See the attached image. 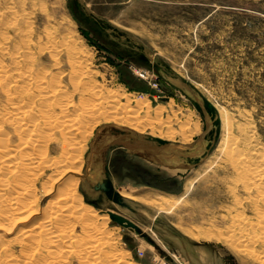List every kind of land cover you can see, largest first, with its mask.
Returning a JSON list of instances; mask_svg holds the SVG:
<instances>
[{
    "label": "rangeland",
    "instance_id": "rangeland-1",
    "mask_svg": "<svg viewBox=\"0 0 264 264\" xmlns=\"http://www.w3.org/2000/svg\"><path fill=\"white\" fill-rule=\"evenodd\" d=\"M0 4V41L6 32L7 36L11 35V47L20 41L18 31L8 30L7 27L14 21L10 12L19 11L18 29L30 28L33 31L36 43L39 41L38 46H35L38 47L37 50L50 45L47 40L51 33L52 37L55 35L57 38L53 37V41L58 45H65L60 55L46 52L47 50L43 52L44 55L39 56L42 59H39L40 63L51 67L52 57L55 55L62 61L60 71H68L66 47L70 45L78 51H84L83 53L88 52L93 60L90 61L94 67L92 69L98 73L97 80L103 82L109 90L115 91L117 88L115 92L119 91L131 97L133 105H136L135 99L140 98L150 102V110L153 111L163 104L168 107L167 112H164L165 116L176 111L180 118V121L175 122L177 129L185 125L189 117L192 118V123L198 122L193 125L201 126L202 131L186 144L180 137L171 141L144 135L149 142L153 140L162 143V150L158 153L160 163L146 157L126 154L125 167L115 172L107 164L110 157L104 155L110 146L122 144L133 151L138 148L143 151L152 148L139 146V142L134 139L142 135L139 136L128 127H121L113 122L96 125L84 153L85 172L77 176L81 179L79 190L85 203L93 206L100 214L107 210H117L116 212L137 224L141 232L147 233L159 245L156 247L126 225L120 227L111 221L110 228H118L117 233L121 234L118 246L130 251V261L138 264H182L172 256L174 253L178 257L181 255L180 258L188 261L187 264H193L186 256L189 252L197 256L200 264H215V261L216 264H259L250 257L246 263H242L222 243L195 241L186 236L180 227L192 229L194 225L202 228L214 225L217 229L225 230L227 225L225 226L221 216L230 213V207L234 208V199H230L233 196L228 189L234 186L232 183L236 176L221 161L225 160V152L218 147L224 136L219 114L221 108L233 113L237 118L236 125L243 122L249 126L251 129L248 137H240L243 140L249 138V141L245 139L246 143L251 142L264 151V0H0ZM7 11L10 13L9 17ZM20 12L24 15L21 16ZM25 16L27 20L23 21ZM37 50L34 49L35 52ZM64 79L68 82L67 77ZM179 79L195 89L200 101H196L184 90ZM168 102L174 103L172 109L171 106L169 109ZM141 113L143 114L140 116L143 115L146 119L147 114ZM242 113L247 118H240L239 114ZM147 118L155 119L154 114H149ZM234 134L239 136L238 131ZM253 137L257 140L253 141ZM104 139H108L110 144L101 150L105 145L102 144ZM115 139L130 142L111 143ZM185 151L188 152L187 156L183 155ZM170 155L180 157L182 166ZM56 175L53 171L48 172L43 186L50 187ZM108 175L121 193L135 196L164 195L172 197L178 207L158 214L155 229L151 222L145 221L132 210L120 205L112 206V200L102 195L101 190L95 188L99 193L92 192V185L97 187ZM53 185L55 188L59 186ZM61 188L63 186L59 187ZM38 195L41 197V206H45L54 200L57 191L51 195L40 191ZM240 195L245 196L243 193ZM124 202L137 212L141 209L155 215L151 208L148 210L147 207L130 200ZM246 215L254 217L252 211ZM145 217L150 221L152 219ZM178 237L186 241V248ZM19 250L20 248L16 249Z\"/></svg>",
    "mask_w": 264,
    "mask_h": 264
},
{
    "label": "bare ground",
    "instance_id": "bare-ground-1",
    "mask_svg": "<svg viewBox=\"0 0 264 264\" xmlns=\"http://www.w3.org/2000/svg\"><path fill=\"white\" fill-rule=\"evenodd\" d=\"M10 13L14 21L7 26L8 30L18 31L20 41L11 47V35L7 36V32L4 36L1 35L3 38L1 37L0 41V264H138L130 261V251L119 248L118 240L121 235L117 233L119 229L109 226L113 221L110 214H121L116 212L117 210H107L100 214L93 206L85 203L80 193L81 179L77 176L85 172L83 158L88 142L96 125L100 123L113 122L121 127H128L139 136L142 135L134 139L139 142V146H149L148 148L152 149L156 144L147 141L144 135L171 141L180 137L186 144L195 134L202 131L201 126L193 125L194 122L192 123V118L189 117L186 124L177 129L175 122L180 121L179 115L172 111L173 113L165 116L167 106L162 104L153 111L150 110V102L142 101L141 98L135 99L136 105H133L131 97L119 93L118 90L115 92L117 88L115 91L109 90L103 82L97 80L98 73L92 69V62L90 63L92 58L90 59L88 52L83 53L84 51H78L70 45V48L66 47L68 71H60L62 61L55 55L52 57L51 67L45 66L39 62L41 59L39 56L46 50L60 55L65 45H58L53 41L55 35L52 37L51 33L48 40L46 39L50 45L37 50L38 47L35 46H38L39 41L36 43L33 31L30 28L18 29L20 15L13 11ZM10 13L8 12V17ZM26 16L22 18L23 21L27 20ZM74 25L72 26L75 27ZM64 77L68 78V82ZM173 104V102L169 104V109L170 106L172 109ZM141 112L147 114L146 119L143 115L140 116L143 114ZM149 114H154L155 119H148ZM219 114L224 136L218 147L225 152V160L221 161H224L236 176L234 180L232 179L233 183L231 180L234 186L228 189L233 196H229L230 199H234V208L230 207L231 212L221 216L225 226L227 225L225 230L217 229L214 225L207 228L199 225V227L194 225L192 229H188L189 227L184 229L183 226L180 228L186 236L195 241H215L224 244L242 263H246L250 257L256 263L264 264V151L251 142L246 143L249 138L243 140L240 137V135L248 137L251 129L249 126L243 122L242 125L238 123L236 125L237 118L233 113L222 108ZM239 117L247 118L243 113L239 114ZM236 131L239 132V136L234 134ZM251 138L250 136V140ZM107 140H102V144L105 145L101 150L109 146ZM255 140L257 139L254 138L253 141ZM112 141L111 143L124 144L130 142L122 139ZM186 154L188 155L187 151L183 155ZM171 155L170 157L180 162V157ZM181 163L183 161L179 164L182 166ZM52 171L57 175L50 180V187L46 188L43 186L44 177ZM89 181L92 183L90 178ZM53 184H58V188ZM60 186H63V189H59ZM40 188L42 189L39 190ZM114 188L120 193L123 201L130 200L147 207L148 210L149 208L154 210L155 215H152L151 212L141 211L139 208L141 214L152 218L151 224L155 229L158 214L178 207L172 197L153 194L135 196L119 192L115 184ZM40 191H44L46 195L57 191V195L53 201L41 206V197L38 195ZM92 192L99 193L93 185ZM241 193L245 196L242 197ZM111 202L112 206H118ZM248 210L254 213L252 215L254 217L246 215ZM164 247L169 249L168 245ZM17 248L20 250L16 251ZM188 253L186 256L190 262L201 263L197 256ZM172 256L182 264L188 262L184 261L183 257L180 258L181 255L178 257L173 253Z\"/></svg>",
    "mask_w": 264,
    "mask_h": 264
},
{
    "label": "flooded vegetation",
    "instance_id": "flooded-vegetation-1",
    "mask_svg": "<svg viewBox=\"0 0 264 264\" xmlns=\"http://www.w3.org/2000/svg\"><path fill=\"white\" fill-rule=\"evenodd\" d=\"M150 142H153V143L156 144L155 148L154 149H149V150H146V151H143L140 148H138V150H136V151H133V150H130V149L126 148L122 144L110 146L107 149L106 153L104 154L107 157H110L109 158L110 159L109 162H108V159H107V164L109 163L110 167L112 166L114 168V171L118 172L121 167L122 168L125 167L124 162L126 161V158H125L126 154H133L136 157L137 156L138 157H141V156L142 157H146V158H149L150 160H152L153 162H157L158 161L160 163V157L158 156L159 155L158 153H160V151L162 150L161 149L162 143L157 142V141H153V140L150 141ZM156 147H158V148H156ZM152 157H154L155 160H153L154 158H152ZM126 165H128V162H127ZM135 169L138 170L137 168H135ZM153 174L155 175L156 172H154ZM107 178H109L113 182L112 178L109 175L107 176ZM103 182H104V180L97 185V187H98L97 190H101V194L105 195V197L108 200H111L109 198L108 194H107L108 191H109V187L103 188L101 186L103 184ZM113 184H114V182H113Z\"/></svg>",
    "mask_w": 264,
    "mask_h": 264
},
{
    "label": "water",
    "instance_id": "water-1",
    "mask_svg": "<svg viewBox=\"0 0 264 264\" xmlns=\"http://www.w3.org/2000/svg\"><path fill=\"white\" fill-rule=\"evenodd\" d=\"M179 83L180 85L184 88V90L193 96V98L196 100V101H200L198 99V95H197V92L195 91L194 88H192V86H190L188 83H186L185 81L183 80H180L179 79ZM163 100H167L166 98H162ZM204 109V108H203ZM205 112V110H204ZM103 188L105 187H109V191H108V196L109 198L115 203V204H118L120 206H123V207H127L128 209L132 210L133 212L137 213L139 216H141L145 221L147 222H151L150 220H148L144 215H142L141 213L137 212L134 208H132L131 206H129L128 204H126L124 201H123V198L121 197L120 193L116 192L115 191V188H114V184L113 182L109 179V178H106V180H104L103 184L101 185ZM96 189H98V187H96ZM112 220L116 223H118L119 225H126V227L132 229L133 231H136L138 232L142 237L146 238L151 244H153L154 246L156 247H159L158 244H156V242L147 234V233H144V232H141L140 231V228L137 224H135L134 222L126 219L125 217L121 216V215H112L110 214ZM178 240L184 245L185 247V240L183 238H180L178 237Z\"/></svg>",
    "mask_w": 264,
    "mask_h": 264
}]
</instances>
